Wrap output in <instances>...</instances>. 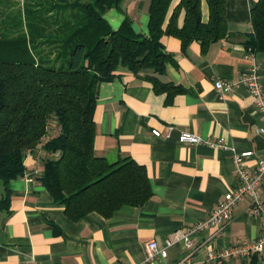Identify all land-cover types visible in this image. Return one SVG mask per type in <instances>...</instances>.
<instances>
[{
    "label": "crops",
    "instance_id": "obj_1",
    "mask_svg": "<svg viewBox=\"0 0 264 264\" xmlns=\"http://www.w3.org/2000/svg\"><path fill=\"white\" fill-rule=\"evenodd\" d=\"M180 1L170 3L164 29L174 11L176 25L184 24ZM257 1L225 0L228 35L207 45L195 39L183 46L178 36L164 32L161 42L171 58L163 72L136 74L121 66L101 81L94 151L110 161L130 156L144 165L152 196L110 217L94 211L73 220L39 179L44 160L52 157L39 145L25 158L24 174L9 182L8 196L0 185V264H140L151 240L167 255H157L150 264H179L191 250L194 264H206L210 249L220 251L263 234V219L251 214L253 198L247 195L222 226L191 233L193 248L187 247L183 234L207 219L238 179L231 151L179 140L185 130L224 138L240 152L253 150L246 166L256 169L264 154V134L257 131L264 127V114L243 82L222 94L216 81L237 82L257 66L264 85V52L245 45ZM149 7L150 0H122L105 18L117 29L130 17L137 32L148 34ZM201 11L208 22V0H202ZM148 74L174 87L157 89ZM259 194L264 200V183ZM209 264H264V252Z\"/></svg>",
    "mask_w": 264,
    "mask_h": 264
},
{
    "label": "trees",
    "instance_id": "obj_2",
    "mask_svg": "<svg viewBox=\"0 0 264 264\" xmlns=\"http://www.w3.org/2000/svg\"><path fill=\"white\" fill-rule=\"evenodd\" d=\"M121 1H68L64 16L49 14L54 6L47 1L48 6L23 4L22 25L13 21L11 36L0 33V185L7 196L9 182L24 174L25 158L39 145L59 154L44 160L39 179L73 220L94 211L110 217L152 196L144 165L130 156L110 161L94 151L99 85L121 66L136 74L163 72L171 58L161 42L166 31L183 46L226 37L225 0H208V22L202 19V0H181L184 24L176 25L174 11L166 29L172 0H150L148 34L137 32L130 17L117 29L111 26L105 14ZM252 25L245 45L264 52V0L252 9ZM51 44L61 46L55 57L45 51ZM147 77L157 89L174 87Z\"/></svg>",
    "mask_w": 264,
    "mask_h": 264
},
{
    "label": "built area",
    "instance_id": "obj_3",
    "mask_svg": "<svg viewBox=\"0 0 264 264\" xmlns=\"http://www.w3.org/2000/svg\"><path fill=\"white\" fill-rule=\"evenodd\" d=\"M239 82H243L250 94L252 95L256 108L264 114V85L261 76L258 72L257 66L250 68L246 71L237 82L217 80L216 89L219 93L233 92ZM259 133L264 134V127H260L257 130ZM153 133L156 136L161 135V131L154 129ZM180 142L189 144H206L212 147L222 148L224 150L231 151L232 159L236 165V176L238 184L235 187H231L225 194L222 200L219 202L217 208L213 210L212 214L205 220L197 222L192 226L188 233L183 234V238L186 240L188 248H193L189 235L193 232L202 231L208 227H220L222 224L232 218V213L235 206L244 200L247 195L252 196L253 205L250 209L252 215L261 217L263 219V234L252 240L242 241L227 249L216 251L210 249L208 251V258L206 264H209L212 260L225 261L232 257H243L253 253L264 252V200L260 197L259 190L264 183V154L258 157L257 167L254 171H250L246 162L248 158L254 155L253 150L238 151L237 148L230 146L224 138H205L200 134L191 131H182L179 136ZM58 156L59 154H51ZM146 258L140 264H150L157 255L166 256L167 249H160L158 243L155 240H151L146 245ZM193 253L191 250L179 264H194Z\"/></svg>",
    "mask_w": 264,
    "mask_h": 264
},
{
    "label": "rangeland",
    "instance_id": "obj_4",
    "mask_svg": "<svg viewBox=\"0 0 264 264\" xmlns=\"http://www.w3.org/2000/svg\"><path fill=\"white\" fill-rule=\"evenodd\" d=\"M53 5L51 9H54L55 14H58L62 12V16L66 14L64 10V4L68 1L72 0H0V33H3L4 35L11 36L14 33L13 27L11 25L13 24V21L15 23H19L20 26L23 23V11L24 7L23 4H26L28 6L37 7V5L43 4L44 6ZM64 2V3H63ZM68 13V12H67ZM15 19V20H14ZM25 24V22H24ZM11 28V29H10ZM48 36V35H47ZM51 47L45 46L46 52L50 51L52 56L55 57L56 54L60 51L61 46L58 44H51ZM55 53V54H53Z\"/></svg>",
    "mask_w": 264,
    "mask_h": 264
}]
</instances>
